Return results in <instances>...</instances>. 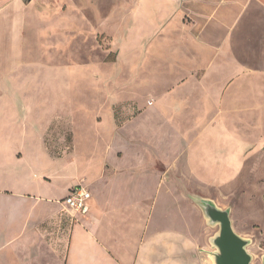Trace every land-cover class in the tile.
<instances>
[{
  "label": "crops",
  "instance_id": "1",
  "mask_svg": "<svg viewBox=\"0 0 264 264\" xmlns=\"http://www.w3.org/2000/svg\"><path fill=\"white\" fill-rule=\"evenodd\" d=\"M111 20L125 29L119 38L108 26L123 48L156 71L146 84L169 89L151 106L135 101L136 131L116 142L123 158L66 180L60 199L58 163L44 159L50 173L38 163L42 123L63 111L73 119V82L57 108L54 84L45 82L50 99L38 96L32 88L63 70L57 51L0 18V68L13 73L0 80V264H213L215 231L196 199L219 206L203 188L229 191L249 164L264 180V0H122ZM79 184L91 194L86 216L64 204ZM260 200L246 208L264 228V191Z\"/></svg>",
  "mask_w": 264,
  "mask_h": 264
},
{
  "label": "rangeland",
  "instance_id": "2",
  "mask_svg": "<svg viewBox=\"0 0 264 264\" xmlns=\"http://www.w3.org/2000/svg\"><path fill=\"white\" fill-rule=\"evenodd\" d=\"M121 1L47 0L44 4L41 0H0V18L8 20L7 32H15L19 28L29 43L34 42L43 50L57 51L59 68L63 70L58 78L53 73L39 77L44 82L38 85L41 88H32L36 89V94L39 96L40 92L49 99L51 94L56 96L57 108L61 98L66 96V89H63L65 81L73 82V94L68 92V107H73V119L65 118L63 111L42 123L45 156L38 163L47 167L42 168L47 173L51 172L52 166L44 159L58 163V168L52 167L57 169L52 171V175L56 187L53 192L60 199L65 196L67 181L69 185L82 182L95 170H105V164L123 158V151L119 150L116 142L120 140V134L136 131L133 119L141 110L136 109L135 101L145 97V105L151 106L155 96L165 94L169 89L147 85L146 78L154 77L156 71L143 67L149 63L145 55L140 60L138 55L125 50L122 42L109 32L108 26L119 38L124 34L125 29L120 24L119 27L110 26ZM35 31L41 38L31 37ZM4 32L1 27L0 39ZM3 43L0 40L1 48H4ZM5 73L0 68V80L13 74ZM25 74L22 71L18 77ZM32 74L30 72L27 76ZM45 82L54 84V93ZM124 141L130 142L129 138ZM261 169L258 168L260 173ZM263 191L264 180L260 174L254 176L252 164L245 168L242 181L229 191L203 188L206 195H216L219 208L230 211L234 231L249 241L247 251L252 256L251 264H263L264 228L257 221L259 217L252 215L246 206H260ZM212 230L215 232L209 238V256L216 250L211 239L219 231V226H212Z\"/></svg>",
  "mask_w": 264,
  "mask_h": 264
},
{
  "label": "water",
  "instance_id": "3",
  "mask_svg": "<svg viewBox=\"0 0 264 264\" xmlns=\"http://www.w3.org/2000/svg\"><path fill=\"white\" fill-rule=\"evenodd\" d=\"M196 202L208 224L219 226V231L211 239L216 249L210 254L213 264H251L252 256L247 251L249 241L234 231L230 211L222 210L211 200L197 198Z\"/></svg>",
  "mask_w": 264,
  "mask_h": 264
},
{
  "label": "built area",
  "instance_id": "4",
  "mask_svg": "<svg viewBox=\"0 0 264 264\" xmlns=\"http://www.w3.org/2000/svg\"><path fill=\"white\" fill-rule=\"evenodd\" d=\"M90 199V192L79 184L71 189L69 196L64 199V204L71 211L86 216L89 213Z\"/></svg>",
  "mask_w": 264,
  "mask_h": 264
}]
</instances>
